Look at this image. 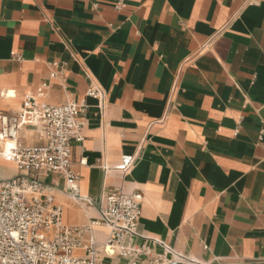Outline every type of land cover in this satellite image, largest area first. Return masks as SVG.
<instances>
[{
  "label": "crops",
  "instance_id": "0c3cea01",
  "mask_svg": "<svg viewBox=\"0 0 264 264\" xmlns=\"http://www.w3.org/2000/svg\"><path fill=\"white\" fill-rule=\"evenodd\" d=\"M43 83L41 102L86 99L82 195L123 184L143 194L141 235L209 264H264V0H0V112ZM92 85L102 102L86 98ZM22 137L41 143L31 128ZM136 152L122 181L114 168ZM0 173L18 169L0 159ZM41 179L65 223L97 218L57 175Z\"/></svg>",
  "mask_w": 264,
  "mask_h": 264
},
{
  "label": "built area",
  "instance_id": "2783aa9c",
  "mask_svg": "<svg viewBox=\"0 0 264 264\" xmlns=\"http://www.w3.org/2000/svg\"><path fill=\"white\" fill-rule=\"evenodd\" d=\"M50 68L51 79L65 78L57 62L50 63ZM48 87L43 83L36 94L26 95L19 111L0 112V159L18 169L15 177L0 181V264H209L178 252L159 238L140 234V191L128 193L121 184L108 189L99 202L81 194L73 142L84 140L86 99L58 105L39 101ZM1 95L15 97L9 92ZM104 96L97 85L86 93V98L99 102ZM26 128L37 131L40 144L23 142ZM138 159L139 152L122 156L114 168L122 181ZM103 170L108 173L112 168L103 166ZM50 174L65 182L77 205L97 208V218L84 226L65 223L51 186L41 179ZM100 230L103 239L98 236ZM138 239L143 242L138 244Z\"/></svg>",
  "mask_w": 264,
  "mask_h": 264
},
{
  "label": "bare ground",
  "instance_id": "6f19581e",
  "mask_svg": "<svg viewBox=\"0 0 264 264\" xmlns=\"http://www.w3.org/2000/svg\"><path fill=\"white\" fill-rule=\"evenodd\" d=\"M14 95H15V93L13 91H9V96H14ZM9 144H10V142L8 143V145L5 148H8ZM64 221H65V219H64Z\"/></svg>",
  "mask_w": 264,
  "mask_h": 264
},
{
  "label": "rangeland",
  "instance_id": "374dc122",
  "mask_svg": "<svg viewBox=\"0 0 264 264\" xmlns=\"http://www.w3.org/2000/svg\"><path fill=\"white\" fill-rule=\"evenodd\" d=\"M2 174L0 173V181H1V179H3V178H1L2 176H1ZM54 195V194H53ZM59 203H61L60 201H59ZM71 203L73 204V205H75V202L73 201V200H71Z\"/></svg>",
  "mask_w": 264,
  "mask_h": 264
}]
</instances>
